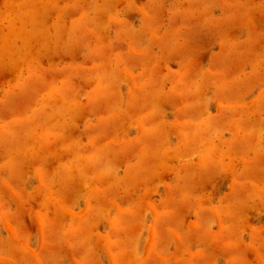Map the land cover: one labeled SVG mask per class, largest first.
Masks as SVG:
<instances>
[{
  "label": "rangeland",
  "instance_id": "374dc122",
  "mask_svg": "<svg viewBox=\"0 0 264 264\" xmlns=\"http://www.w3.org/2000/svg\"><path fill=\"white\" fill-rule=\"evenodd\" d=\"M0 264H264V0H0Z\"/></svg>",
  "mask_w": 264,
  "mask_h": 264
}]
</instances>
